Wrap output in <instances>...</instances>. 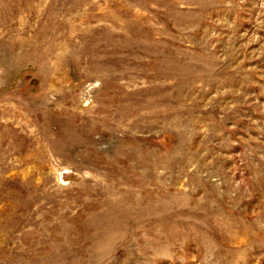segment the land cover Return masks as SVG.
<instances>
[{
    "label": "rangeland",
    "instance_id": "374dc122",
    "mask_svg": "<svg viewBox=\"0 0 264 264\" xmlns=\"http://www.w3.org/2000/svg\"><path fill=\"white\" fill-rule=\"evenodd\" d=\"M0 264H264V0H0Z\"/></svg>",
    "mask_w": 264,
    "mask_h": 264
}]
</instances>
